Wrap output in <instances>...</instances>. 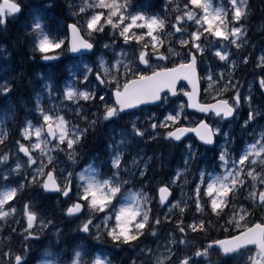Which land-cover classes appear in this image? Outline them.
Segmentation results:
<instances>
[{
	"label": "snow or ice",
	"instance_id": "1",
	"mask_svg": "<svg viewBox=\"0 0 264 264\" xmlns=\"http://www.w3.org/2000/svg\"><path fill=\"white\" fill-rule=\"evenodd\" d=\"M252 14L249 0H2L0 37L17 26L29 58L0 45V264H264ZM93 140L104 150L81 163Z\"/></svg>",
	"mask_w": 264,
	"mask_h": 264
},
{
	"label": "bare ground",
	"instance_id": "2",
	"mask_svg": "<svg viewBox=\"0 0 264 264\" xmlns=\"http://www.w3.org/2000/svg\"><path fill=\"white\" fill-rule=\"evenodd\" d=\"M252 21L257 24V22L261 21V17L259 15V11L252 16ZM252 32L253 30H256V25L251 28ZM16 33L17 28L16 26L12 25L9 26V32L7 35L0 37V45L4 44L5 48L11 53L12 57L17 63V67L24 68L26 67L25 61L28 60V52L24 48L23 45L17 46L14 44V39H16ZM31 74V69L29 71V75ZM24 84H28L27 78L24 80ZM28 92L25 91L24 95L27 96ZM101 149L98 147V145L95 144V142H92L89 144L88 148H86L84 160L81 161V163H84V161L88 160L91 156L97 154V151H100ZM223 221H221L222 223Z\"/></svg>",
	"mask_w": 264,
	"mask_h": 264
},
{
	"label": "rangeland",
	"instance_id": "3",
	"mask_svg": "<svg viewBox=\"0 0 264 264\" xmlns=\"http://www.w3.org/2000/svg\"><path fill=\"white\" fill-rule=\"evenodd\" d=\"M0 2H2V0H0ZM61 3H63V0H60ZM257 6H255V9H257V12L259 11V15L261 17V21L257 22L256 26L258 27L257 30H253V32L255 33V37L252 38L250 36V38L252 39L253 42L258 43L257 45V51L259 50V45L261 43L262 40H264V7L262 5H264V0H260L259 2L256 3ZM260 5V6H259ZM256 12V13H257ZM68 15V14H67ZM71 19V17H69ZM15 26V25H14ZM17 28V26H16ZM249 29V28H248ZM250 30V29H249ZM252 31V30H251ZM16 39H14L15 41ZM4 47L5 45L2 44ZM12 56V55H11ZM13 63H14V58L12 57ZM149 154H151V152L149 151ZM209 157L206 155L205 159H208ZM179 163V155H177V159L175 161L174 164ZM194 171V169H193ZM187 191V189H186ZM177 195L179 194L178 192L176 193ZM223 223V222H222Z\"/></svg>",
	"mask_w": 264,
	"mask_h": 264
},
{
	"label": "trees",
	"instance_id": "4",
	"mask_svg": "<svg viewBox=\"0 0 264 264\" xmlns=\"http://www.w3.org/2000/svg\"><path fill=\"white\" fill-rule=\"evenodd\" d=\"M59 3L61 4V5H63L64 3H61L60 1H59ZM155 3H156V6H157V8L159 7V5H160V3H162L161 2V0H160V3L157 1V0H155ZM57 13L59 14V9L57 10ZM65 13V12H64ZM64 15V14H63ZM256 25V23L254 22V26ZM55 72H56V74H58V75H60V78H63L62 77V74H59V71L58 70H55ZM92 142H95V144L96 145H98V147L101 149L100 151H97V152H102L103 150H104V144H103V141L102 140H100V141H95V140H93V141H91L90 143H92ZM89 143V144H90ZM89 146V145H88ZM88 146H87V148H88Z\"/></svg>",
	"mask_w": 264,
	"mask_h": 264
}]
</instances>
